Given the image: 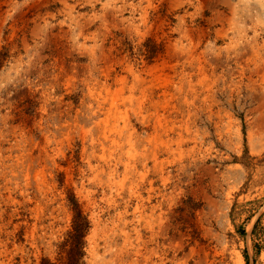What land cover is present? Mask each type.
Segmentation results:
<instances>
[{
  "label": "rangeland",
  "instance_id": "rangeland-1",
  "mask_svg": "<svg viewBox=\"0 0 264 264\" xmlns=\"http://www.w3.org/2000/svg\"><path fill=\"white\" fill-rule=\"evenodd\" d=\"M73 202L76 264H264V0H0V264Z\"/></svg>",
  "mask_w": 264,
  "mask_h": 264
},
{
  "label": "trees",
  "instance_id": "trees-1",
  "mask_svg": "<svg viewBox=\"0 0 264 264\" xmlns=\"http://www.w3.org/2000/svg\"><path fill=\"white\" fill-rule=\"evenodd\" d=\"M72 205L74 215L72 218L71 230L68 232L64 242V245L69 247L66 252L67 264H76L82 257L83 252L80 251L83 244L82 239L88 229V222L86 218L81 215L77 204L73 202Z\"/></svg>",
  "mask_w": 264,
  "mask_h": 264
}]
</instances>
